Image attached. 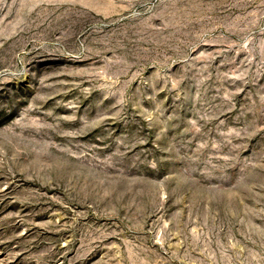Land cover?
Listing matches in <instances>:
<instances>
[{
	"label": "rangeland",
	"instance_id": "374dc122",
	"mask_svg": "<svg viewBox=\"0 0 264 264\" xmlns=\"http://www.w3.org/2000/svg\"><path fill=\"white\" fill-rule=\"evenodd\" d=\"M0 264H264V0H0Z\"/></svg>",
	"mask_w": 264,
	"mask_h": 264
}]
</instances>
